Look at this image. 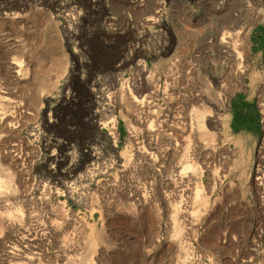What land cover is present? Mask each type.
I'll list each match as a JSON object with an SVG mask.
<instances>
[{"label":"rangeland","instance_id":"obj_1","mask_svg":"<svg viewBox=\"0 0 264 264\" xmlns=\"http://www.w3.org/2000/svg\"><path fill=\"white\" fill-rule=\"evenodd\" d=\"M0 179V264H264V0H0Z\"/></svg>","mask_w":264,"mask_h":264},{"label":"bare ground","instance_id":"obj_2","mask_svg":"<svg viewBox=\"0 0 264 264\" xmlns=\"http://www.w3.org/2000/svg\"><path fill=\"white\" fill-rule=\"evenodd\" d=\"M232 16H234V14ZM231 20H233V18ZM236 21H238V17H237ZM230 22H232V21H230ZM233 22H235V20ZM234 26L235 25L220 27L219 30L217 31L218 35L213 36L212 38H210L207 41L206 49L208 47L209 50H215L216 51V53L219 55V58H220L219 60H223V62H226L225 66H228L227 68H229V66H230V68H229L230 72H227V75H229L228 73L232 74L231 77L233 76L236 85H240L239 80L241 81L243 79V76L245 75L246 70H247L246 61H245L244 56L242 55L243 54L242 51L244 49H243V47L241 49V46L238 44L239 39H241V38L244 39L242 37L244 30L239 31L240 30L239 29L237 31L236 30L237 26H235V27ZM243 36H245V35H243ZM207 56H208L207 58H210V55L207 54ZM229 69H228V71H229ZM227 79H228V77H227ZM203 81L205 82V86H206V88L203 90H205L206 92L205 91H203V92L199 91L200 93L191 97V102L194 103V105H195L194 110L192 109V112H194V113H191L192 114L191 121H192V119L193 120L195 119L196 127H197L196 130L198 132H200L202 129H204V123L205 122L214 123V124L218 123L219 119L211 116V114H212L211 107L212 106L217 107L218 109L225 107L226 102L224 100L225 99L224 97H225V95L230 94V90L233 87L231 84L228 83V82H231V80L230 81L228 80L226 82V79L222 78V76L215 75V73H213V72L207 73V75L205 76ZM148 86H149V84H148ZM148 86L146 85L144 87V90H146L148 88ZM134 88H136V87H134ZM236 88L238 89V86H236ZM152 89H154V88H152ZM232 92H233V90H232ZM144 98H149V96L146 95ZM212 110H213V108H212ZM191 126H192V124H191ZM260 175H261L260 171L257 169L255 174H254V177L257 176L256 177L257 183H260L263 181V178H261ZM9 188H10L9 181H5V179L4 180L0 179V194L4 195L5 193H7L6 191L9 190ZM196 192L198 193V190ZM10 208H12V207H10ZM16 215H18V214L14 213V212L8 213L6 215V221H7L8 225L13 227L17 224L16 220H19L18 218L21 216H19L17 218Z\"/></svg>","mask_w":264,"mask_h":264}]
</instances>
